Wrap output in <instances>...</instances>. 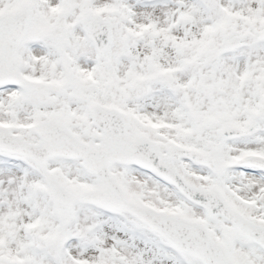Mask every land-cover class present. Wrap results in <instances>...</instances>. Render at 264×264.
Returning a JSON list of instances; mask_svg holds the SVG:
<instances>
[{"label":"snow or ice","instance_id":"snow-or-ice-1","mask_svg":"<svg viewBox=\"0 0 264 264\" xmlns=\"http://www.w3.org/2000/svg\"><path fill=\"white\" fill-rule=\"evenodd\" d=\"M0 264H264V0H0Z\"/></svg>","mask_w":264,"mask_h":264}]
</instances>
